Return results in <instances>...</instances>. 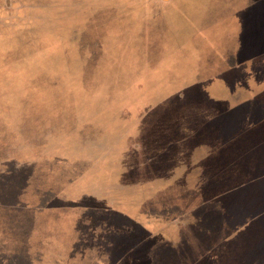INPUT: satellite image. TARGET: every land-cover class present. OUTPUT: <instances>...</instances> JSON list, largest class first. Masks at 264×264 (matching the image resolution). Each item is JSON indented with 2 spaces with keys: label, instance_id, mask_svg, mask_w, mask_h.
I'll list each match as a JSON object with an SVG mask.
<instances>
[{
  "label": "rangeland",
  "instance_id": "rangeland-1",
  "mask_svg": "<svg viewBox=\"0 0 264 264\" xmlns=\"http://www.w3.org/2000/svg\"><path fill=\"white\" fill-rule=\"evenodd\" d=\"M170 3L176 22L180 10L194 16L202 10L200 0ZM147 5L148 0H0V264H27L60 249L72 252L74 264L263 260L260 251L256 259L254 250H246L252 236L237 234L235 248L242 250L235 251L222 237L243 222L248 232L252 226L264 231V204L250 203L264 178L244 188V208L257 215L252 221H222L210 208L190 219L174 207L191 205L192 195L222 192L224 176L236 182L253 174L256 156L246 157L249 167H221L222 155L217 161L206 157L196 177L199 187L187 183L197 168L189 148L198 115L185 113L195 103L191 87L182 88L194 80L193 50L177 42L199 29L160 28V20L145 29ZM135 34L148 38L133 41ZM214 163L220 167H210ZM239 191L232 189L231 196ZM174 194L182 196L172 206ZM73 205L86 209L72 216ZM121 209L125 220L110 213ZM173 218L185 219L182 248L165 249L144 237L147 228ZM108 224L126 235L110 232ZM74 228L76 241L40 242L48 237L38 235L44 229ZM27 246L38 249L26 253Z\"/></svg>",
  "mask_w": 264,
  "mask_h": 264
},
{
  "label": "crops",
  "instance_id": "crops-1",
  "mask_svg": "<svg viewBox=\"0 0 264 264\" xmlns=\"http://www.w3.org/2000/svg\"><path fill=\"white\" fill-rule=\"evenodd\" d=\"M200 1L202 2L201 11L194 16L190 11H183L181 14L180 10L177 12L180 19L178 22L174 21L172 12L168 11L169 9H175L170 3L171 0H148V5L143 7L144 22L149 21L148 26H144L145 29H150L151 23L156 20H160V28L175 27L180 29L188 27L199 29L186 40L177 42L190 45L189 48L184 46L183 51L185 48L187 52L190 49L193 50L190 64H192L191 76L194 80L192 79V84H186L182 88L185 90L187 87H191L189 91H191L195 103L194 106L186 105L185 113L191 116L198 115L193 120V124L196 125L195 134L193 135L195 142L189 148V154L193 158L195 157L192 165L196 164L197 168L192 170L190 175H187L188 179L186 181L191 187H199L201 180H196V177H200V173L203 171L200 168L205 167L203 163L206 157H213L216 160L214 157L222 155L223 164L221 167H233V162H239L234 167H249L248 160L244 163L246 157L253 154L256 158L254 162L251 161L254 164L253 174L236 182L231 180L232 176H224V190L222 192L209 196L210 191L208 195H205L206 197L192 195V197L199 198L191 197V205L184 206L185 204H183L174 207L179 213L187 216L185 218L189 217L190 219L195 217L196 212L203 213L210 208L208 211L217 214L222 221L233 219L252 221L257 215L251 216L243 204H248L244 188L249 184H258L264 178V0ZM135 12H137L136 9ZM185 20L190 22H184ZM176 36L178 37V35ZM141 38L148 37L141 35L136 37L135 34L133 41L135 39L141 40ZM148 40L144 41L146 43L152 41L151 39ZM182 93L184 96L185 92ZM183 104L182 99L181 105L183 106ZM181 110L182 107H180V112ZM181 117L184 116L181 115ZM233 157L235 159L232 161ZM115 164L119 165V163ZM210 167H220V163H214ZM213 182H215V178H213ZM192 189L194 192L196 191V188ZM232 189L242 190V194L239 191L235 192L236 197L231 196ZM257 193L255 199L251 200L250 203L254 205L264 204V182L260 186L257 185ZM183 195L186 197V193H183ZM60 196L63 197L62 193H60ZM180 196L182 195L177 196L174 194L169 197L168 203H171L172 206L176 205ZM73 206L71 208L74 211L70 212L73 214L72 216L79 214L76 209L81 210V212L86 209L84 205ZM46 207L42 206V208ZM103 209L107 210L108 205ZM125 211L121 209L116 214L114 213L116 211L113 210L110 213L125 220L123 217V214L127 213ZM184 220L173 218L157 228H147L144 237L150 238V240L153 239L154 243L159 240L165 249L170 244L172 248L174 246L182 248L181 237L182 231L185 230ZM109 225L110 232L115 231L117 235H126L121 233L123 230L116 231L117 226L112 224L113 227H111ZM248 225L247 222L235 224L238 227L237 230H229L223 235L222 240L226 243L225 245L230 246V249L233 248L235 251L242 250L241 247L240 249L235 248L237 241L234 238L237 234L241 236V233H244V236H252L253 246L247 247L246 250H254L257 259L258 251H260V257L264 255V249L261 246L264 231L250 225L253 229L248 232ZM227 227L231 229L229 225H226ZM44 232L46 233L38 235L48 237L41 241L37 240V242H44L43 246H48L49 242L61 243L62 246L64 242L76 241L79 236V232L75 228L64 230V233H55V231L49 229H44ZM36 235V232L29 234V244L35 242L37 238L35 239L33 236ZM58 237H60V240ZM97 245H100V243ZM37 249V247L27 246L23 251L27 253L37 251ZM64 252L60 249L41 253L38 254L36 260H28L27 264H74L75 257L72 252L69 254ZM36 261L40 263H36ZM102 261V259H99L98 263H104ZM149 264H152L151 261ZM255 264H264V258L255 262Z\"/></svg>",
  "mask_w": 264,
  "mask_h": 264
}]
</instances>
